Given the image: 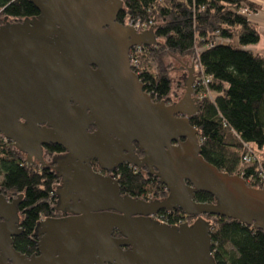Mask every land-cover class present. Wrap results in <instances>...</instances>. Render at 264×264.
<instances>
[{
  "label": "water",
  "instance_id": "water-1",
  "mask_svg": "<svg viewBox=\"0 0 264 264\" xmlns=\"http://www.w3.org/2000/svg\"><path fill=\"white\" fill-rule=\"evenodd\" d=\"M30 2L37 19L0 28V134L31 165L42 166L41 145L64 148L77 211L64 220H40L37 253L28 257L12 247V238L21 234V196L12 203L0 197V264H216L206 217L264 231V192L199 156L188 123L195 113L193 65L180 68V87L169 99L176 103H154L131 70L129 50L156 41L151 29L137 33L116 22L121 0ZM91 125L95 130L89 133ZM90 160L106 171L144 164L168 195L154 201L121 196L117 182L93 171ZM196 192L214 202H196ZM174 209L194 217L192 224L151 219ZM113 231L122 238H113Z\"/></svg>",
  "mask_w": 264,
  "mask_h": 264
},
{
  "label": "trees",
  "instance_id": "trees-1",
  "mask_svg": "<svg viewBox=\"0 0 264 264\" xmlns=\"http://www.w3.org/2000/svg\"><path fill=\"white\" fill-rule=\"evenodd\" d=\"M258 1L264 3L123 0L117 20L139 21L141 30H152L156 44L141 47L133 72L143 91L156 102L170 99L172 80L167 59L182 69L199 66L198 75L193 73L195 113L188 117L199 142V156L217 171L240 176L249 188L264 192L257 164L245 166L241 161L245 154L255 155L264 170V54L249 48L260 40L254 20L261 11ZM0 8L8 16L34 13L25 0L11 5L3 0ZM119 176L122 189L130 197L162 200L168 195L162 183L146 180V174L122 167ZM53 189L54 175L40 164H27L24 154L0 136V191L21 194L17 208L22 231L12 239L17 252L28 257L37 253L35 228L51 215ZM193 198L199 203L214 202L204 192L194 193ZM163 214L169 225L183 215L178 209ZM206 220L211 223L210 252L216 264H264V231L220 216Z\"/></svg>",
  "mask_w": 264,
  "mask_h": 264
},
{
  "label": "flooded vegetation",
  "instance_id": "flooded-vegetation-1",
  "mask_svg": "<svg viewBox=\"0 0 264 264\" xmlns=\"http://www.w3.org/2000/svg\"><path fill=\"white\" fill-rule=\"evenodd\" d=\"M3 1V0H0ZM18 0H8V4H13L14 2H17ZM28 2V4H30L33 8H34V13L32 15H26L25 13H21L19 15L16 16H8V15H4L3 14V8H0V28L6 27V26H11V25H16V24H22L24 22H31L34 21L35 19H37L39 17V12L38 10L34 7V5L30 2V0H25ZM123 3V0H121ZM119 14V13H118ZM116 22L121 24V25H130L127 24V20H124L123 22H120L117 20L116 18ZM135 31L137 33L142 32V30L140 29H135ZM134 47H132L129 50V59H130V54H131V50ZM93 68V67H92ZM94 69V68H93ZM133 71V69H131ZM151 100L154 103H159L156 102L155 98H151ZM176 102H172V101H168L167 103H164L166 106H171ZM72 104V103H71ZM21 123H24L23 119L19 120ZM40 128H44V129H49V127L46 124H41L39 125ZM95 128L93 125L88 127V132L92 133L94 132ZM2 140H3V136L0 134ZM6 143H12V141L6 139ZM14 147V146H13ZM135 150H134V154L137 156V158L139 160H141L143 158V155L141 154V152L137 149V145L134 144ZM41 150H42V167H44L45 169H47L52 175H54V189H53V193H52V199H51V207H52V212L50 217H48L49 219H54V220H64L68 217H72L75 215V212L77 211V208L73 205V202L71 199L75 196V193L73 192V183L70 182V178L72 179L73 176H71L73 174V170H71V165L66 163L69 162L70 157H68V153L67 151L61 147L58 144L55 143H47L44 145H41ZM35 164H37V161L35 162ZM64 166V169H63ZM89 166L90 168L103 175L104 177H110L112 178L114 181L117 182L118 186H119V194L121 196H129L126 191L124 189H122V185H121V179L119 176V171L122 167H127L129 170L134 171V172H138V173H143L146 174V180H156L158 183L160 182L159 179L156 177V173L154 169H150L146 166V165H138V166H132L129 165L128 163H122L120 164L118 167H116L114 170L112 171H106V170H102L100 168V166L97 163V160H90L89 161ZM163 185V184H162ZM164 186V185H163ZM164 190L165 193L167 194V189L164 186ZM21 194H4L0 191V197L5 198V200L8 203H12L14 202L16 199H18V197H20ZM133 199L139 200L138 198L132 197ZM166 197H162V200L165 199ZM144 201H154V197H148L147 199H141ZM157 200V199H156ZM105 211L100 212V214H103ZM113 212V211H110ZM172 212V210L170 211H166V210H161L158 211L156 214H154L151 219H153L154 221L160 222V223H165L168 224V218H166L164 216L163 213H169ZM16 216L18 219L17 225L18 227L21 229L20 227V216H19V210L16 206ZM46 219V218H45ZM194 221V219L189 218V216L186 215H181V217L178 219V221L172 225L169 226H179L182 225L184 223H187L188 225H191L192 222ZM0 222H4V219L0 218ZM22 231V229H21ZM112 237L113 238H122L121 235L116 232L113 231L112 233ZM16 238V237H13ZM12 238V239H13ZM123 251H129L130 247L129 246H123L122 247Z\"/></svg>",
  "mask_w": 264,
  "mask_h": 264
},
{
  "label": "rangeland",
  "instance_id": "rangeland-1",
  "mask_svg": "<svg viewBox=\"0 0 264 264\" xmlns=\"http://www.w3.org/2000/svg\"><path fill=\"white\" fill-rule=\"evenodd\" d=\"M261 4V11L255 16L254 20L258 23L259 28V36L260 40L257 45L249 47L255 53L264 54V3L262 1H258ZM127 20V19H126ZM127 24H130V21L127 20ZM143 31V30H142ZM170 69L168 70V74L172 80V88L170 95L180 87V64L175 62L174 60H166L165 61ZM194 72L198 75V70L195 68L194 64ZM199 79V76H198Z\"/></svg>",
  "mask_w": 264,
  "mask_h": 264
},
{
  "label": "built area",
  "instance_id": "built-area-1",
  "mask_svg": "<svg viewBox=\"0 0 264 264\" xmlns=\"http://www.w3.org/2000/svg\"><path fill=\"white\" fill-rule=\"evenodd\" d=\"M130 25L133 26L135 29H140L141 30V25L139 21H135V22H131L130 21ZM144 30V29H143ZM141 51V47H134L131 50V54H130V66L133 69H136L138 64H137V60H136V55L138 53H140ZM195 68L197 70H199V66L195 65ZM205 81V80H204ZM205 83V82H204ZM3 142H6V138H3ZM247 148V150H249V146H245ZM242 164L245 166H250L252 164H257V167L259 168V175H260V182L264 185V170L261 167V164L258 162L257 158L255 155L252 154H245L242 156Z\"/></svg>",
  "mask_w": 264,
  "mask_h": 264
}]
</instances>
